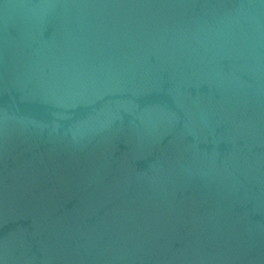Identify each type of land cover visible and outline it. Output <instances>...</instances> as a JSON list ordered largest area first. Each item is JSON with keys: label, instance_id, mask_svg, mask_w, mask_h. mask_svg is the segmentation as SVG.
Instances as JSON below:
<instances>
[{"label": "water", "instance_id": "1", "mask_svg": "<svg viewBox=\"0 0 264 264\" xmlns=\"http://www.w3.org/2000/svg\"><path fill=\"white\" fill-rule=\"evenodd\" d=\"M0 264H264V0H0Z\"/></svg>", "mask_w": 264, "mask_h": 264}]
</instances>
